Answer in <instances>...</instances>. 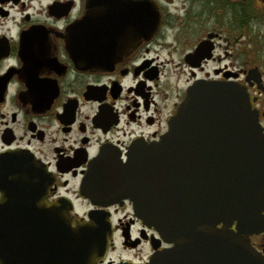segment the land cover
I'll use <instances>...</instances> for the list:
<instances>
[{
	"label": "flooded vegetation",
	"instance_id": "af4514ba",
	"mask_svg": "<svg viewBox=\"0 0 264 264\" xmlns=\"http://www.w3.org/2000/svg\"><path fill=\"white\" fill-rule=\"evenodd\" d=\"M89 1L0 0V264H59L55 204L80 222L109 212L97 264H148L168 248L138 201L149 194L144 166L192 85L247 94L264 131V0H112L82 21ZM150 4L158 26L146 35ZM107 170L126 186L91 196ZM261 212L242 235L264 264Z\"/></svg>",
	"mask_w": 264,
	"mask_h": 264
},
{
	"label": "water",
	"instance_id": "95a60500",
	"mask_svg": "<svg viewBox=\"0 0 264 264\" xmlns=\"http://www.w3.org/2000/svg\"><path fill=\"white\" fill-rule=\"evenodd\" d=\"M103 2L109 11L114 9L112 0H90L82 21H93L96 5ZM158 18L148 5L145 34L157 28ZM86 61L93 65L99 59ZM171 120L144 166L148 170L143 185L149 194L138 201L142 209L138 216L157 229V239L171 243L157 250L148 264H263L242 235L262 223L264 208V131L248 95L229 84L196 83ZM32 163L42 184V178H47L41 177L42 165ZM107 171L101 177L102 190L96 188L98 193L91 196L109 195L116 184L126 186ZM93 181L89 188L94 187ZM38 194L42 201L40 190ZM58 205L56 216L62 217L54 253L60 256L59 264H97L113 235L109 212L92 211L88 220L80 222L69 211L58 212ZM234 220L237 231L229 227Z\"/></svg>",
	"mask_w": 264,
	"mask_h": 264
},
{
	"label": "rangeland",
	"instance_id": "374dc122",
	"mask_svg": "<svg viewBox=\"0 0 264 264\" xmlns=\"http://www.w3.org/2000/svg\"><path fill=\"white\" fill-rule=\"evenodd\" d=\"M127 254V253H126ZM126 254L125 253H123V252H121V251H115V253H111V255H112V258H117V257H124V256H126Z\"/></svg>",
	"mask_w": 264,
	"mask_h": 264
}]
</instances>
